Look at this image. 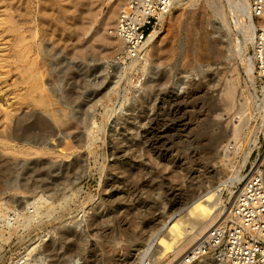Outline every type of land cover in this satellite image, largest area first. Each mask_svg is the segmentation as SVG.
I'll list each match as a JSON object with an SVG mask.
<instances>
[{
	"label": "rangeland",
	"instance_id": "obj_1",
	"mask_svg": "<svg viewBox=\"0 0 264 264\" xmlns=\"http://www.w3.org/2000/svg\"><path fill=\"white\" fill-rule=\"evenodd\" d=\"M204 1L177 3L158 27H162L156 44L159 74L151 81L149 98L134 101L145 80L138 70L129 71L115 91L104 94L113 65L126 67L131 61L109 33L125 2L104 29L101 24L116 0H0V218L7 212L1 224L10 236L0 248V264L33 246L41 264H63L70 258L77 260L75 264H147L145 238L151 227L171 224L190 204L192 189L209 183L218 186L240 170L243 178L222 193L223 206L228 208L250 166L256 159L264 165V81L257 73L251 80L239 55L228 50L229 40L235 46L240 34L236 13L229 10L231 0H220L219 14ZM221 6L233 28L222 42L216 39L218 30L225 31ZM254 20L258 27L259 20ZM35 29L44 44L41 62L46 86L56 107L66 110L62 124L48 117L51 128L46 134L41 125L31 127L34 140L44 138L37 144L2 135L13 127L16 116L25 113L28 117L33 111L44 114L23 98L25 84L17 53L20 33L29 38ZM99 29L116 40L113 45L99 43L95 34ZM212 43H218V55L208 49ZM247 53L253 55L252 43ZM57 59L73 63L71 71L86 82L93 80L95 66L105 67L108 77L103 84L74 88L83 96L81 108L90 106L86 120L80 121L78 101L65 99L67 80L58 82L52 72L49 61ZM58 69L64 76L67 68ZM179 78L181 89L174 85ZM71 82L76 85L77 81ZM57 83L61 90L52 93L50 88ZM227 89L233 93L226 102ZM238 111L245 118L238 133L243 147L234 154L233 119ZM251 138H256V145L251 144L249 159L241 167ZM226 143L231 146V163L224 156ZM133 147L136 155L130 156ZM35 161L51 167L59 179L23 182L25 165ZM41 194L45 200L37 214L34 199ZM27 213L38 216L23 227ZM74 220L81 221L77 230ZM185 254L169 264H178ZM212 257H203L202 264H217L207 262Z\"/></svg>",
	"mask_w": 264,
	"mask_h": 264
},
{
	"label": "bare ground",
	"instance_id": "obj_2",
	"mask_svg": "<svg viewBox=\"0 0 264 264\" xmlns=\"http://www.w3.org/2000/svg\"><path fill=\"white\" fill-rule=\"evenodd\" d=\"M126 1L127 0H116V2L112 5V7L107 13V18L106 19L104 18L101 24L104 29L112 23V20L116 18L119 5H121L122 2L123 3L125 2L123 5V8H124ZM182 1L183 0H175V5L177 3H181ZM194 2L197 3L196 1ZM190 3H192V0ZM195 3H192V4L195 5ZM218 3H220V0H205L204 1V4L212 8L214 11L220 10V8H218L219 6ZM228 6H229L230 12L236 13V16H235L236 19L234 22H235L236 28L238 27L240 29V34L236 36L235 46L232 45L233 40L230 39L228 50L232 53L239 55L241 61L245 64L246 72L249 74V77L251 78V80L254 81L255 74H256L254 56L248 55L247 53L248 45L250 43L254 45V39H255V35L257 31V26L254 20L255 17L251 12V0H231V3H229ZM221 11L223 15L221 16V18L222 17L224 18V23L221 29L224 27L225 31L218 30L217 31L218 37L216 39L217 40L220 39V41L222 42L223 38L227 37L226 31L229 34H232L233 28L231 24H229V22L225 19L226 12L223 6H221ZM217 14H219V11ZM166 17L167 16L162 17L159 26H162ZM115 24L113 25L112 28H110L109 33H112V30L115 27ZM23 28L24 27H21L20 29L23 31L24 30ZM161 28L160 29L157 28L149 36L148 40L150 42V47H149L148 55L144 61L141 62V61L132 59L131 61L129 60L130 63L126 67H122L120 65H113L111 74L109 76L110 82L104 94L108 95L111 92L115 91L116 90L115 87L117 86L120 79L124 78L126 74H128L129 71L138 70L142 72V74L145 76L144 78L145 80L141 88L142 92L139 93L141 95L136 96L134 101L140 100L141 96L147 99L149 98L151 91L153 90L151 81L155 76L159 74V71L157 69L156 60L158 58V54H160V51L159 49H157L156 44L158 42V38L160 37ZM95 34L97 35V37H99V43H104L107 46L113 45L116 40L119 41L120 46H122L121 48L123 49V52H125L124 44L119 38L113 35L116 38V40L114 41L113 39H110V37L107 36L106 34L101 33V29L96 30ZM41 40H40V34L38 33L36 29L35 31L30 30L29 38H27L25 34L20 33L17 39V46H18L17 53L19 56L20 67L22 69V79L25 84V92L23 94V98L25 102L28 103L29 105H32L34 107H40L42 109V112H44V114H40V113L33 111L32 113L28 114V117H27V114L25 113H22L16 116L13 127H11L9 131L2 132V135L7 137L8 139H12V140L18 139V140H22L26 142L34 141L33 142L34 144L42 143L44 142V138L42 137H40L41 139L38 138V140L33 139L34 136L31 132V127L34 126V124L41 125V127H43L42 130L45 132L49 128H51L50 120L49 121L47 120L48 117L49 119H51V121L54 124H58V125L62 124L64 122V117H66V110L64 109L63 111H61L56 107L54 103V96L48 91V87L46 86L44 72L42 71L43 65L41 62V53L43 52L44 44ZM93 49H97V46L94 45ZM208 49L215 51V54L218 55V43L210 44ZM81 50L86 53L84 48H81ZM152 51L154 53H152ZM153 54H154V57H153ZM63 63L64 61L62 59L52 60V62L49 61V65L52 67L53 69L52 72H54V76L57 77V81L59 82L60 80H64V79L67 80L66 82L67 87L65 89L66 101H68V103L70 101H78L77 108L79 110L80 116L82 117L80 121L86 120L88 118V112H89L90 106L87 107V109L85 110L81 108V105H83L81 101L83 99V96L79 91L75 92L74 88L77 87V85L79 86V88H82L85 84L89 86L90 85L96 86V87L103 84V82L108 77L105 67L98 66V65L95 66L93 68V80L91 81L87 80L86 82L83 80V77L81 74L78 73L77 75L76 73H74V71H71L72 67H74L73 63H66V64H63ZM63 65H64V68H67V71L65 72L64 76H63V70L58 69L59 66H63ZM80 70L82 71L83 68ZM75 79L77 81L76 85L75 83L73 84V82H71ZM68 85H70V88L68 87ZM174 85L176 88L181 89L182 88L181 78L176 79L174 81ZM50 90L51 92L61 90L59 83H57L53 87V90L51 88ZM137 92H139V90H137ZM232 93H233V90L231 89H227L225 91L224 99L226 100V102L227 100H230L232 98ZM261 93L264 95V85L261 88ZM244 121H245V118L243 116L242 111H240L233 119V135L235 137L234 138L235 143L233 145L234 151L232 152H234V154H236L238 149L243 147V145L240 144V142H238V136H239L238 133L240 129L244 126ZM46 133L47 132H45V134ZM63 135L65 134L63 133ZM133 139L137 142L136 135L133 136ZM53 143L54 145H56L55 142ZM251 144L256 145V138H251L248 141L249 150L245 153L243 164L241 165V167L245 166L246 162L249 159ZM223 148H225L224 156H226L225 157L227 158L226 160L231 163L232 157L230 156L231 152H229V149L231 148L230 143H226L223 146ZM133 151H134L133 154L130 156L136 155L135 154L136 147L135 148L133 147ZM0 163H1V159H0ZM52 173H53V170L51 167H47L46 165H43L42 162L35 161V162H32L31 164L25 165V173L23 174L22 179H23V182L27 181V179L29 178H32L34 180L33 182H37L38 180H43L44 182H56L59 178H56L55 176H53ZM242 178L243 177L240 175V170H237L233 172V175L228 179V181L221 182L218 186H215L212 183H209L205 185H199L198 187H195V189H192L190 192L191 199H192L190 204L184 206L176 214L175 219L173 220L171 224H169V222H165L162 225V227H160V229L151 227L150 229L151 232L148 233L147 237L145 238V244L147 245L146 246L147 248L144 251H145V255H147L148 257V259H146L148 260L147 264H169L177 256L180 255L181 257V254L184 251L187 252L197 242L200 236L205 235L212 227L216 226L218 222L222 219V217L223 216L225 217V215L228 213V208L223 206V195H222L223 191L228 186H230V183L233 184L236 181H240ZM71 181H73V179H71ZM71 183L74 184L75 182L73 181ZM161 197H162V194H161ZM42 199H44L43 194H41L40 196L34 199V201L37 202L36 204H38V206L35 207V204H34L35 209L33 211L36 212L37 214H40L38 210L40 209L39 207L41 205ZM32 204L33 203H31V205ZM221 211H222L221 217L219 219H216ZM5 213L3 212L2 215L6 216L7 214ZM165 214H167V217H169L170 216L168 215L169 210H167ZM35 215L36 214L34 213L33 214L27 213L26 215H24L23 222L21 221L23 224V227L24 226L29 227L28 225L31 223V221H33V219L36 216H38V215L36 216ZM5 216L4 218L3 217L1 218L5 220ZM1 218H0V248L10 238L9 235L6 236L5 234V230L1 224V222H3ZM20 224L21 223H19V225ZM72 226L75 228V230L79 229L81 226V221L74 220L72 222ZM34 248L35 247L33 246L32 248L27 249L26 251L22 253V256L25 257L26 264H41L39 263L41 256H38L40 255L39 253L35 254L33 252ZM144 251H143V254H144ZM76 261L77 260H75L74 258H70L66 260L63 264H75ZM208 261L217 263V264L225 263L222 260H218L215 256H213L212 258H209L207 262ZM12 262L13 260H11L10 262H7V264H11ZM203 262H204V259L201 258L196 264H202ZM52 264H55V263H52Z\"/></svg>",
	"mask_w": 264,
	"mask_h": 264
},
{
	"label": "built area",
	"instance_id": "obj_3",
	"mask_svg": "<svg viewBox=\"0 0 264 264\" xmlns=\"http://www.w3.org/2000/svg\"><path fill=\"white\" fill-rule=\"evenodd\" d=\"M174 5L175 0L126 1L112 34L123 42L128 60L146 59L149 36ZM251 12L259 20L253 45L255 68L264 80V0H251ZM256 161L244 175L224 219L200 236L178 264H196L208 255L226 264H264V165ZM11 264H26L25 257L20 255Z\"/></svg>",
	"mask_w": 264,
	"mask_h": 264
}]
</instances>
